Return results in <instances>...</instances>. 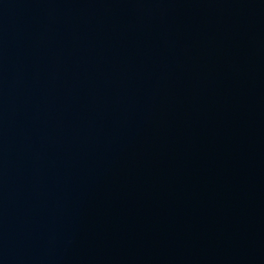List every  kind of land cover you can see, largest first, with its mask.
Returning a JSON list of instances; mask_svg holds the SVG:
<instances>
[{
    "label": "water",
    "instance_id": "water-1",
    "mask_svg": "<svg viewBox=\"0 0 264 264\" xmlns=\"http://www.w3.org/2000/svg\"><path fill=\"white\" fill-rule=\"evenodd\" d=\"M0 264H264V0H0Z\"/></svg>",
    "mask_w": 264,
    "mask_h": 264
}]
</instances>
